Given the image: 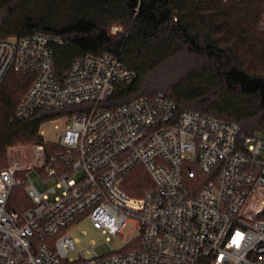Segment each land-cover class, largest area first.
I'll use <instances>...</instances> for the list:
<instances>
[{
	"label": "built area",
	"instance_id": "built-area-1",
	"mask_svg": "<svg viewBox=\"0 0 264 264\" xmlns=\"http://www.w3.org/2000/svg\"><path fill=\"white\" fill-rule=\"evenodd\" d=\"M64 43L43 31L0 39V84L9 71L32 75L17 117L76 108L64 113L58 151L47 154L42 138L21 162L7 149L0 264H264V140L236 122L181 109L163 93L107 106L134 70L102 53L78 56L59 73L54 49ZM44 162L54 184L40 190L27 170ZM136 167L152 183L140 196L122 187ZM19 185L29 204L16 209L11 200ZM82 219L108 238L121 237L133 222L138 236L128 250L98 255L89 248V257L71 260L66 230Z\"/></svg>",
	"mask_w": 264,
	"mask_h": 264
},
{
	"label": "trees",
	"instance_id": "trees-1",
	"mask_svg": "<svg viewBox=\"0 0 264 264\" xmlns=\"http://www.w3.org/2000/svg\"><path fill=\"white\" fill-rule=\"evenodd\" d=\"M263 13L264 0H0V39L61 35L65 43L54 49L59 73L78 56L117 55L135 77L117 84L105 105L163 93L181 109L236 122L258 137L264 134ZM31 81L32 75L9 71L0 84V169L9 147L42 142L44 120L76 111L17 117ZM45 149L58 151L46 143ZM151 186L142 167L122 184L135 196Z\"/></svg>",
	"mask_w": 264,
	"mask_h": 264
},
{
	"label": "rangeland",
	"instance_id": "rangeland-1",
	"mask_svg": "<svg viewBox=\"0 0 264 264\" xmlns=\"http://www.w3.org/2000/svg\"><path fill=\"white\" fill-rule=\"evenodd\" d=\"M118 28L113 27L112 31H116ZM67 124V117L65 114H60L54 119L44 120L40 127L39 133L47 145H55L59 140L60 133ZM59 128L60 132H56ZM258 137L264 140V134L258 133ZM30 145H17L13 146L16 151L13 155L18 160L23 159L21 162H26L31 159V152L27 147ZM13 152V151H12ZM11 152V153H12ZM264 154V150L261 155ZM10 162V155L6 152V163L7 166ZM45 162L35 168L27 170V174L35 185L40 189L44 190L54 184L53 178H47L44 175L43 166ZM23 185H19L13 189L11 204L21 208L23 205L29 204V199L23 191ZM67 233L73 240V249L68 251V258L77 260L81 257L87 258L90 256L88 252L89 248H93L98 255L110 254L113 251L128 250L133 246L129 242L138 236V230L133 222H128L126 227L122 230V236H111L96 228H94L89 220L82 219L76 223L71 224L67 228Z\"/></svg>",
	"mask_w": 264,
	"mask_h": 264
}]
</instances>
